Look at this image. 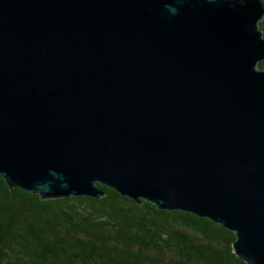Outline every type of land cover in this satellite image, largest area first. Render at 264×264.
Listing matches in <instances>:
<instances>
[{
    "label": "water",
    "instance_id": "1",
    "mask_svg": "<svg viewBox=\"0 0 264 264\" xmlns=\"http://www.w3.org/2000/svg\"><path fill=\"white\" fill-rule=\"evenodd\" d=\"M263 18L264 0H0V176L191 213L264 264Z\"/></svg>",
    "mask_w": 264,
    "mask_h": 264
},
{
    "label": "trees",
    "instance_id": "2",
    "mask_svg": "<svg viewBox=\"0 0 264 264\" xmlns=\"http://www.w3.org/2000/svg\"><path fill=\"white\" fill-rule=\"evenodd\" d=\"M96 186L100 199L42 200L0 176V264H246L220 225Z\"/></svg>",
    "mask_w": 264,
    "mask_h": 264
}]
</instances>
